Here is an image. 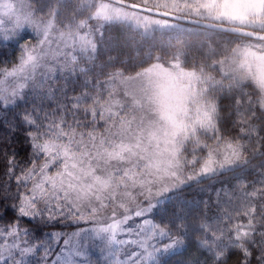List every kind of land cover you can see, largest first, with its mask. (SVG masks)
Instances as JSON below:
<instances>
[{
    "label": "snow or ice",
    "instance_id": "6c2138e0",
    "mask_svg": "<svg viewBox=\"0 0 264 264\" xmlns=\"http://www.w3.org/2000/svg\"><path fill=\"white\" fill-rule=\"evenodd\" d=\"M0 163V264H264V0H0Z\"/></svg>",
    "mask_w": 264,
    "mask_h": 264
},
{
    "label": "trees",
    "instance_id": "16d2710c",
    "mask_svg": "<svg viewBox=\"0 0 264 264\" xmlns=\"http://www.w3.org/2000/svg\"><path fill=\"white\" fill-rule=\"evenodd\" d=\"M112 36H113V40L116 41V42H120V41L123 40V37H121V36H120L118 33H116V32H113ZM2 167H3V165H2V163H0V168H2Z\"/></svg>",
    "mask_w": 264,
    "mask_h": 264
}]
</instances>
